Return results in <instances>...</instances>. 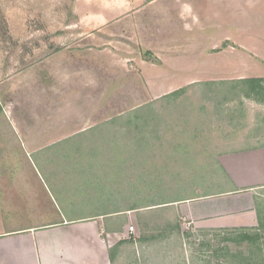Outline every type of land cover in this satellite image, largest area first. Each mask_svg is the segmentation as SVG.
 <instances>
[{
    "label": "rangeland",
    "instance_id": "374dc122",
    "mask_svg": "<svg viewBox=\"0 0 264 264\" xmlns=\"http://www.w3.org/2000/svg\"><path fill=\"white\" fill-rule=\"evenodd\" d=\"M17 4L0 0V231L114 212L101 221L118 231L110 243L123 238V264H264L256 246L221 240L233 227H210L202 200L161 205L230 188L221 159L264 146V100L237 83L264 66L236 72L217 56L207 72L164 74L120 32L65 40L61 7ZM11 5L20 17L7 20Z\"/></svg>",
    "mask_w": 264,
    "mask_h": 264
},
{
    "label": "crops",
    "instance_id": "0c3cea01",
    "mask_svg": "<svg viewBox=\"0 0 264 264\" xmlns=\"http://www.w3.org/2000/svg\"><path fill=\"white\" fill-rule=\"evenodd\" d=\"M25 1L32 5L39 3L41 8L61 7L68 19L61 21L59 12L56 23L64 30L65 40H74L77 36L81 37L79 41L87 42L86 45L98 46L103 34L106 42L112 43L121 39L117 38L120 32L125 37L123 42L126 39L131 43L135 41V46L142 50L140 56L146 54L145 59L161 73L188 72V68L207 72L210 68L208 59L217 56L232 61L236 72H253L259 70L253 67L264 66V0ZM9 2L17 4L22 0ZM67 7L70 11H66ZM9 8L7 20L20 17L16 6ZM59 38L63 39L62 36ZM75 45L69 46L74 49L69 51L71 55L94 52L92 48L75 49ZM206 50L216 52L209 54ZM145 59L141 60L143 65L147 63ZM44 69L49 70L48 67ZM215 70L226 71L223 68ZM160 77H156L157 80ZM179 84L159 90L179 87ZM221 160L225 163L221 169L232 183L230 188L202 197H181L161 205L200 199L203 201L202 216L211 221L210 227L261 231L264 212H257L262 211V202L256 191L264 189V146L228 153ZM228 162L234 163L232 167ZM113 214L1 230L0 264H123L122 259L111 251L124 244L123 238L110 243L109 235L118 231L101 221L102 216L112 217Z\"/></svg>",
    "mask_w": 264,
    "mask_h": 264
},
{
    "label": "trees",
    "instance_id": "16d2710c",
    "mask_svg": "<svg viewBox=\"0 0 264 264\" xmlns=\"http://www.w3.org/2000/svg\"><path fill=\"white\" fill-rule=\"evenodd\" d=\"M223 47H224V44H223ZM240 81L241 82H237V83L243 84L245 86V90H244L245 96L254 97L256 100H262V99L264 100V86H263L264 78H250V79H245V80H240ZM230 83L232 82L230 81L229 82H225V81L205 82V83H201V86L205 88H209V87L213 88L218 84H220V86H225ZM181 92H182V89L179 90L177 93H181ZM135 128H138V127H135ZM135 209L137 208H130L129 210H135ZM177 229H178V226H177ZM223 231H228V232L234 233L231 235H235V236L223 237L221 239L223 241L232 242V243L236 242L239 244L247 243L249 250L252 249L254 246H256L258 249V252L262 253L264 251V235H263L264 226L263 225H261V231L260 229L258 231H250L248 229H237V228L231 229V230H223ZM144 240H145L144 236H142L141 234L139 237V242H143ZM111 251L115 254L116 248H113ZM261 259H264V255L262 254H261Z\"/></svg>",
    "mask_w": 264,
    "mask_h": 264
},
{
    "label": "built area",
    "instance_id": "2783aa9c",
    "mask_svg": "<svg viewBox=\"0 0 264 264\" xmlns=\"http://www.w3.org/2000/svg\"><path fill=\"white\" fill-rule=\"evenodd\" d=\"M129 230H130V231H133V227H130Z\"/></svg>",
    "mask_w": 264,
    "mask_h": 264
}]
</instances>
